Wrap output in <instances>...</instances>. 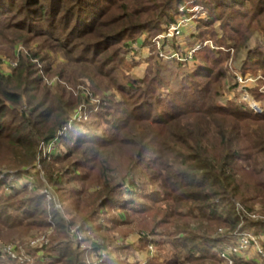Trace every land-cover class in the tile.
Wrapping results in <instances>:
<instances>
[{
	"label": "trees",
	"instance_id": "obj_1",
	"mask_svg": "<svg viewBox=\"0 0 264 264\" xmlns=\"http://www.w3.org/2000/svg\"><path fill=\"white\" fill-rule=\"evenodd\" d=\"M28 1L31 2L23 0L24 3ZM190 1L78 0L80 7H77L75 12V21H80L81 25L88 28L91 24L96 28L101 17H108L111 25L115 23L106 28L111 35L125 36L134 31L145 33L150 30V37H155L162 32L163 24L175 21L177 7ZM248 1L201 0V3L211 15V24L217 20L221 22L223 38L219 36L217 41H222L223 46L234 49V62L239 59L242 61L240 72L257 74L261 71L264 76V0H254L252 8L244 10ZM107 4L105 8L104 5ZM34 5L38 10L32 11L31 16L44 20L49 7L43 4L39 6L38 3ZM231 10L232 12L221 18L215 14L216 11L227 13ZM234 10L238 14L235 15ZM116 11H120L122 15L118 17ZM6 13L8 12H4ZM238 19H245L247 22ZM199 53L197 59L200 58ZM223 53V50H218L216 56L206 55L205 59L209 62L200 60L201 64L195 68L196 71L183 74L181 90L176 92L174 95L177 96L168 103L170 109L156 108L158 114L155 117L139 116L144 123L143 135L136 136L127 132V139L117 140L119 133L127 127L126 120L135 118L133 105H130L132 108H127L126 104H123L117 110L118 116L112 124L115 132L103 141L94 136L88 139L92 140L90 143L94 144V147L85 150L84 157L77 162V167H85L84 163L90 162L95 165V169L98 168L97 191L90 201L78 204L79 207L75 208L76 217L73 216L72 220H67L57 211L49 214L48 211L38 209V205L32 210L26 207L27 204L20 207L21 210L24 209L21 217L19 214L11 216L6 208L11 209V201L17 205L14 200L16 196L0 200V226L4 230L7 226L53 230L48 243L50 247L45 250V254H41L42 251H37V254L35 251H29V255H34L33 262L26 261L25 264H86L85 253L73 247L74 235L70 230L77 228L79 231L75 232L80 233L83 231V222L97 221L101 217V211L117 206L124 208L121 203L117 204L115 196L124 185L119 180L125 173L116 177L113 172L116 169H111L112 166L110 168L112 161L109 163V155H104L117 145L121 149L134 151L133 155L130 152L131 162L138 153V163H143V178L147 175H144V171L153 173L151 181L166 192L159 206L151 208L139 204L143 207L139 206L138 210H135L137 213L133 215L143 217L144 224L149 226L147 229L152 228L151 235L175 239L179 249V264H202L215 256L205 252L207 246L229 242L240 232L257 226L264 227L263 222L249 218L248 214H252L255 207L248 204L249 198L245 197L253 189L262 192L261 197L264 199V115L256 116L238 105L224 107L216 104V96L226 77V68L218 67L225 58L218 55ZM226 56L229 57L228 54ZM178 64L180 67L184 66L179 62ZM156 65L158 66L151 70L149 77L143 80L144 92L155 91L154 86L164 81L161 78L160 64ZM24 85L25 83L20 78H15L14 74H0V142L5 149V154L0 160V169L13 172L17 176L31 173L34 164L39 160L41 144L50 146L57 138L65 143L70 142L66 138L69 136L66 131L72 124V112L55 117L50 128L42 120L33 122L25 117H21L16 124L7 125L1 121L6 118L9 105L22 104L25 95H28ZM256 95L258 98L264 97L258 92ZM133 96L135 97L136 93L131 97ZM108 115H111V112ZM246 172L256 178L253 188L244 189L242 175ZM1 181L2 184H7L6 180ZM259 181L262 182L258 183ZM7 186L10 187L9 184ZM130 186L134 188L135 181H131ZM140 197L158 203L157 197ZM254 199L255 196H252L250 201ZM105 213L107 212H102ZM50 217L52 221H47ZM38 219L40 222H37ZM107 220L115 227L118 226L117 223L122 224L117 217ZM126 224L129 222L124 223V226ZM1 227L0 263L17 264L12 257L5 254L8 238H2ZM98 234L107 241H91L94 244L93 249L109 248L112 245L109 243V233ZM151 237H142L141 243L145 247L150 242L157 245L158 241L152 240ZM130 249V246L115 247L118 254L129 253ZM116 263L129 264L125 261L114 262L108 257L105 260V264ZM145 264L164 262L162 256L154 255L150 256Z\"/></svg>",
	"mask_w": 264,
	"mask_h": 264
},
{
	"label": "rangeland",
	"instance_id": "obj_2",
	"mask_svg": "<svg viewBox=\"0 0 264 264\" xmlns=\"http://www.w3.org/2000/svg\"><path fill=\"white\" fill-rule=\"evenodd\" d=\"M253 2L254 0H249L243 9L252 8ZM34 3L49 7L44 20L31 16L32 11L38 10L37 7L34 8ZM107 6L108 4L104 5L105 8ZM77 7H80L78 0H31L30 3L29 1L24 3L23 0H0V74H14L15 78H20L25 83L24 86L29 92L25 95L22 104L9 105L7 116L1 121L6 122L7 125L16 124L21 117H25L33 122L42 120L50 128L55 117L72 112L70 116L72 124L66 131V135L69 136L65 135L70 142L65 143L57 138L50 146L41 144L39 160L34 164L35 167L30 174L17 176L13 172L9 173L0 169V200L16 196L14 200L17 205L11 201V209L6 208L11 216L19 214L18 216L21 217L24 209L21 210L20 207L27 204V208L33 210L38 205V209L48 211L49 214L57 211L67 220H72L73 216L76 217L75 208L79 207L78 204L86 200L90 201L91 196L97 191L98 168L95 169V165L90 162H85V167H77V162L84 157L85 150L94 147V144L90 143L92 140L88 141V139L94 136L103 141L115 132L112 124L118 116L117 110L123 104H126L127 108H132L130 105H133L135 118L126 120L127 127L124 131L121 127L122 131L120 133L118 131L117 140L127 139L129 137L127 132L136 136L143 135L144 123L141 117L143 115L157 116L156 108L170 109L168 103L177 96L174 94L181 90L183 74L196 71V69L189 71V66L180 67L176 61H164L159 58L156 54V44H153L157 35L150 37V30L145 33L134 31L125 36L111 35L106 28L115 23L111 25L108 17H101L98 27L95 28L91 24L88 28L81 25L80 21H75ZM195 7H202L208 13V18L198 21L192 19L191 14L186 11ZM177 8L175 20L187 19V22L183 24L182 37L178 38L181 42L184 41L182 45L184 52L197 42L203 43L198 51L200 58L197 59L198 52L195 54L196 66L201 64V61H208L205 59L206 55L216 56L218 50L224 52L218 55L221 58L225 57L218 67L226 68V77L216 96V104L224 107L238 105L245 108L240 103L241 96L234 84V74L240 72L242 61L239 59L234 62V49L223 46L222 41H217L219 36L223 38L221 22L217 20L212 22L213 25L211 24V15L201 0H191ZM232 10L227 13L216 11L215 14L220 15L221 18ZM4 12L8 13L4 14ZM233 12L235 15L238 14L235 10ZM116 15L120 17L122 13L116 11ZM238 20L247 22L245 19ZM205 32L207 33L203 34ZM174 49L177 50V46H170V50ZM209 60L213 62L212 59ZM156 63L160 64L161 78L164 81L154 86L155 91L144 92L143 80L147 79L151 70L158 66ZM227 87L233 94V97H230L233 99L231 101H228L229 97L223 96ZM135 93L136 96L131 97ZM256 99L264 106V97L258 98L256 95ZM109 112L111 115H108ZM130 152L134 154L132 149H121L117 145L104 153L109 155V163L112 161L110 168L112 166L111 169H116L113 171L116 177L118 174L125 173L119 180L124 185L115 196L117 204L121 203L124 208L121 206L107 208L101 211V217L97 221L89 223L82 221L84 226L80 233L84 236V240L78 245L79 241L73 238V247L85 253V261L88 263L91 258L86 250L94 247L91 241L104 243L107 239L99 237L98 233H109V243L112 245L106 250L110 253L108 258H112L114 262L145 264L150 257L149 252L152 247L155 255L162 256L164 264H179L180 258L177 255L179 249L175 239L151 235L152 228L147 229L149 226L144 224L143 217L133 215L137 213L135 210H138L139 206L143 207V204L151 208L159 206L166 192L161 186L151 181L153 173L144 171V175H147L143 178V163L141 161L138 163V153L131 162ZM4 154L5 149L0 142V160ZM3 179L10 187L2 184ZM242 180L244 189L253 188L256 182V178L248 172L242 175ZM131 181H135L134 188L130 186ZM260 182L262 181L258 183ZM132 191L135 193H131ZM261 195L262 192L252 189L245 197L249 198L248 204L255 207L254 212L248 214L249 218L264 224V199ZM140 196H146L148 199L157 197L158 203ZM252 196H255V199L250 201ZM0 206H2L1 203ZM102 212L107 213L102 214ZM113 217H117L123 225L117 223L118 226L115 227L110 220H107ZM49 220L52 221V217L47 221ZM126 221L129 224L124 226ZM37 222H40V219ZM2 230V238H8L5 254L12 257L11 259L17 264L33 262L34 255H29V251H35L37 254V251L41 250L42 253H40L45 254V250L50 247L47 242L53 235L52 228L24 229L7 226L5 230L3 228ZM76 230L78 229L72 228L70 231ZM96 230L99 232L96 233ZM243 232L252 235L254 242H246V245L244 243L245 249L236 258L234 257V262L264 264L259 259L257 250L261 248L260 250L264 252V227L257 226ZM142 237H151L152 240L158 241V244L150 242L145 247L141 243ZM32 241L35 244L32 245ZM231 245L232 243L225 241L207 246L205 252L215 256L202 264H226V260L220 256L221 249ZM117 246H130L131 249L129 253L118 254L115 251ZM9 247H15V256L9 254L7 250Z\"/></svg>",
	"mask_w": 264,
	"mask_h": 264
},
{
	"label": "built area",
	"instance_id": "obj_3",
	"mask_svg": "<svg viewBox=\"0 0 264 264\" xmlns=\"http://www.w3.org/2000/svg\"><path fill=\"white\" fill-rule=\"evenodd\" d=\"M186 12L190 13L192 19H195L196 21H198L199 19L204 20L208 18V13L204 11L202 7L187 9ZM193 15L196 16L194 17ZM185 22H187V19H177L174 22L168 23L167 25L163 26L162 32L156 36L153 44H156V54L159 58L164 61H176L183 64L184 66L187 65L190 67V71H192L197 67L195 54L202 48L203 43L197 42L193 45V47L184 52L182 48L184 41L181 42L180 40H178V38L182 37L181 35L183 34V24ZM170 46H177V50H170ZM234 82L241 96L240 103H242L244 107L252 114L256 116L264 115V106L256 99V92L264 95V76L261 71H259L257 74H242L241 72H237L234 74ZM223 96H225L226 98L229 97L228 101L233 100L230 99V97H233V94L229 90V87L226 88ZM72 234L74 235V239H77L79 241L78 245L79 243L83 242L84 236H82L81 233L72 231ZM229 242L232 243V245L226 247V249H221L222 252L220 256L223 260H226V264H236L234 262V257L236 258V256L243 252L246 242L252 243L254 242V239L252 238V235L245 232H240L236 234L234 239ZM244 243L245 245L243 246ZM33 244L35 243H33L32 241V245ZM237 246H239V248H237ZM260 249L261 248L257 249L259 253L258 257L262 261V263H264V252ZM7 250L9 251V254L11 256L14 255L15 247H9ZM86 251L91 258V261L88 263L86 262V264H103L107 257L110 255L108 250L102 248L87 249ZM150 251L151 252H149V256H154L155 251H153L152 247H150Z\"/></svg>",
	"mask_w": 264,
	"mask_h": 264
}]
</instances>
